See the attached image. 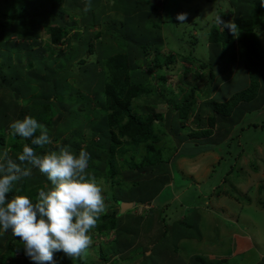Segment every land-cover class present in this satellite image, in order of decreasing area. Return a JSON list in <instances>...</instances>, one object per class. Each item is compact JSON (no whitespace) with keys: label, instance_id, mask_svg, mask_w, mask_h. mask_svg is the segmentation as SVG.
Segmentation results:
<instances>
[{"label":"rangeland","instance_id":"rangeland-1","mask_svg":"<svg viewBox=\"0 0 264 264\" xmlns=\"http://www.w3.org/2000/svg\"><path fill=\"white\" fill-rule=\"evenodd\" d=\"M95 1L78 0L74 3L73 0H66L62 3L65 20L76 24V27L69 29V35L65 42L57 45L50 44V36L44 30L46 22H42L39 23L41 31L37 43L32 46V49L28 51L26 49H12L13 51L8 50L9 48L6 49L12 53L11 72L13 75L21 77L31 85V94L27 98H20L19 95L17 99L19 103L13 104L12 92L7 83V80H10L9 76L0 75V111L3 112V115L0 113V120L3 119L7 136L11 134L10 123L17 119H23L25 116H32L44 126L50 121L53 122L52 126L46 127L52 138L58 130L63 129L62 125L66 122L67 110L61 107L59 100L54 97L55 94L49 101L52 106V111L49 113L44 109L43 104L33 105L30 98L45 91L43 86L47 87L46 78L49 69L67 65L69 60H72L75 66L72 72L79 73L81 76L79 80H85V85L75 82L77 76H71L69 78L71 86L69 85L63 92V99L66 101L71 95L72 101L75 102L81 100L78 93L85 94L86 99L82 97L83 102L79 108L80 110L84 109L87 99L90 98L92 101L90 113L97 123L102 118L104 111L100 109L96 114L95 110L98 108L96 106L99 101L96 96L104 91V86L109 81L108 68H104V65L110 57L117 55L126 56L131 68H140L133 78L134 85L146 89L147 92L152 90L151 86H156L160 94L164 82L160 81L159 77L168 78L166 84L168 91H166L167 96L165 97L168 101H163L161 104L144 100L134 101L133 107L141 115L144 114V108H146L145 112L155 110L163 114V120H165L168 111L175 107L176 102L182 103L192 96L200 100V97L208 89L206 86L212 72L215 77L213 84H221L220 96L232 97L236 92L244 90L250 82L248 72L241 60L237 64L213 60L210 42L211 30L215 26L220 31L224 29L209 22L206 17L208 14L219 15L224 21H234L240 16L238 14L240 6L244 7V10L251 13V17L257 24L256 32L264 51V4L261 3V0L256 6H252L249 0H160L161 8L153 9L152 6H148L152 22L143 28L139 38H134L137 45H146V58L139 56L137 50L129 49L128 46L121 43V40L117 39L120 37L118 32L126 31L128 27L137 28L139 25L135 20V16L140 13L136 6L138 1L97 0L93 12L95 17L86 34L82 29H79L81 26L89 25V22L86 21L88 11H85V5L88 3L91 5ZM24 2L25 0H13L12 3L0 2V16L2 18L11 17L17 21L22 16L21 5ZM148 3L154 5L152 0H148ZM98 11L99 13H97ZM45 13L46 7L44 6L30 8L27 12L28 23L23 24L19 20V24L16 25V34L10 38L9 44H23L27 40V32L31 29L29 24L33 19L38 23V17ZM179 13L188 14L187 20L183 24H180L176 19ZM109 28H115L117 32H112ZM144 34L148 38L142 39ZM2 45L3 43L0 42L1 47H3ZM158 45H160L159 55L162 61L167 60L170 56L174 57L176 65L175 67L173 65L169 71L155 67V50ZM234 45L238 50L237 46L239 47V45ZM88 46H91L93 51H90L85 57L86 61L81 63L79 62L80 57H78V54L82 52L80 49L85 51ZM131 51L133 54L129 57ZM238 57L240 58L239 55ZM101 58L103 63H100L96 68L100 77L92 79L94 65L91 63L97 62ZM39 59H42L47 65H38ZM201 61L210 63L211 66L202 69L200 68ZM3 66V58L0 57V69ZM82 69L88 70L87 75L81 72ZM185 74H193L190 76L191 79L189 77L190 85H186L188 78H185ZM34 75L39 78H34ZM214 87H210L211 94ZM32 88H36V90L32 92ZM174 95L176 96L174 97ZM219 99L218 95L216 100ZM199 102L202 104L201 100ZM249 105L257 106L259 110L248 112L235 126L232 136L227 138L228 141L226 140L223 144L219 143L218 138L222 136L224 129L216 124L212 129V135L194 138L192 142H189V144L192 143L188 146V148L192 147V149L189 148L190 150L194 152V148H197L196 155L192 158H179L185 150L181 148L177 153H174L175 145L171 144L174 137L172 134H167L165 140L155 144V148L165 149L163 154L165 161L154 166L133 170L130 169L132 162L140 161V157L147 153L144 149L136 156L134 147L125 144L122 149L130 150L124 156L129 162L124 164V166L126 165L124 168V162L121 161L122 163L119 165L124 171L117 175V178L123 180L122 188H119L117 184L112 186L111 182L106 183L102 172L96 174L97 181L102 186L103 195L106 198L107 211L105 214H118L122 208L120 202L117 204L114 201H108L107 195L132 203L131 208L118 214L123 219V223L119 225L120 229L112 231L109 235L98 234L95 228L92 229L93 243L83 258L73 260L61 251L65 257L60 259L58 264H114L113 259H117L115 264H177L179 258L186 261L185 264H189L195 255H202L213 261L220 259L223 260L222 264H264V87L260 90L259 100H254ZM197 106L199 107V105ZM257 125L259 126L257 127ZM93 129L92 125L91 127L86 125L82 128H71L69 131H65L60 140L53 141L54 139L51 138L52 145L59 148L67 144L78 155L79 151L75 152V142L84 140V142L81 141V146L84 149L91 141L94 143L99 141V137L94 134ZM197 129H210L208 117L194 113L184 123L178 121V134L184 136L185 141L190 140V134L197 132ZM76 130L80 135L73 138ZM22 141L27 142L24 139ZM37 151L44 154L43 150L37 149ZM90 166L101 165L95 163L91 158ZM35 169H32L33 175L25 178L23 183L29 189L36 188L39 183L43 186L50 185L47 179L40 182L39 177L44 175L36 173L35 171L39 172V170ZM161 176L169 177L167 187L160 191L156 200L144 201L145 197L152 198L154 196L149 192L150 190L154 189L157 193L152 185ZM131 184L135 185L130 187ZM126 190H129V193L134 190V194L131 196L132 200L126 195ZM206 204H209V208L205 207ZM193 208L197 210L192 211ZM199 211L205 216V218H198L200 224L198 229L202 232L201 237H189L172 244L170 242L173 240L171 236L173 233L168 231L165 236L167 241L160 242L158 240L164 233L161 220L169 228L173 226L178 228L181 234H195L193 226L196 224V220L194 216ZM183 223L192 224L191 229ZM117 239H120V242L127 240V249L120 256L113 258L109 247ZM156 241L157 243L153 247ZM1 243L6 247L5 241ZM143 249L147 251L145 255H142ZM135 250L137 251L134 252ZM14 256L20 258L22 253L16 252ZM11 258L8 259V262L11 261ZM139 259L142 262L139 263Z\"/></svg>","mask_w":264,"mask_h":264},{"label":"trees","instance_id":"trees-1","mask_svg":"<svg viewBox=\"0 0 264 264\" xmlns=\"http://www.w3.org/2000/svg\"><path fill=\"white\" fill-rule=\"evenodd\" d=\"M4 1L5 3L13 2V0H0L1 3H4ZM65 1L66 0H25L24 4L21 5L22 16L17 21L13 20L11 17L2 18L0 16V42L3 43V47L0 46V57L3 58L4 63V66L0 69V75L9 76L10 80H7V83L8 88L12 92L13 104L19 103L15 94H18V96L20 95V98H27L28 95L31 94V85L28 84L27 81L22 80L21 77L13 75V73L11 72V62L13 59L12 53L6 51V49L9 48L8 50L11 49V51L20 49H26L28 51L32 49V46L37 43V39L41 31L39 23L42 22H46L44 30L50 36V44L57 45L61 42H65L69 35V29H73L74 27H76L75 23L67 22L65 20V10H63L62 8V3ZM77 1L78 0H73L74 3H76ZM137 1L138 2L136 3V6L138 7L137 10L140 11V13L135 16V20L139 25L137 26V28L128 27L126 31L124 30L122 32H118V36L120 37L117 39L121 40V43L128 46L129 49H132L134 51L137 50V54L139 56L146 58V45H137L134 41V38H139V34L142 33L143 28H145L150 24V22H152V16L148 13V6H152L153 9H158V7L155 5H150L148 3V0ZM96 2L97 0L94 3H91L90 10H88L87 12L88 16L86 21L89 22V25H84L79 28L82 29L86 34L91 28V22L95 17V15H93V12L95 11L94 5L96 4ZM249 2L252 6H256L259 4V0H249ZM40 6L46 7V13L41 14L38 17V23L33 19L34 21L32 20L31 24H29L31 29L26 34L27 40H25L23 44L10 45V38L16 34V25H18L20 21H22L23 24L28 23V10H30V8L32 7L37 8ZM100 11L103 12L104 10ZM248 12L244 10V7L240 6V9L238 11V14L240 16L239 18L234 20V22L239 27L238 36H233L228 29L220 31L216 26L212 28L210 33L213 60L215 62L234 63L237 60L235 59L236 55H239L240 60L244 63L249 75V86H247L244 90L233 94L232 97L226 102H218L210 98V87L213 86L215 80L214 74L212 72L209 82L206 86L208 89L200 97L201 99L199 98L202 104L199 102L200 100H198V98L192 96L184 100L182 103L176 102L175 107L172 110L168 111L165 120H163V114H160L155 110L145 112L146 108H144V114L141 115L139 111L137 112L134 109V101L144 100L145 102L147 101L160 104L163 103V101H168L167 98H165L167 96L166 91H168L166 86L168 78L159 77V80L164 82L163 90L160 94L158 93V87L156 86H151L152 90L149 92H147L146 89H141L135 86L133 78L135 77V73L139 71L140 68H131L128 65V58L123 55L110 57L104 65V68H108L109 81L105 84L104 91L96 96V98L99 100L98 106H96V108H98L95 110L96 114L100 109L104 111V114L103 116H101L102 118L98 121V123L92 118L90 113L92 110V101L90 100V98L87 99V105L84 109L80 110L79 108L80 104L83 102L82 97L86 99L85 94L78 93V96L80 95L79 98L81 100H77L75 102L72 101L71 95L69 96L68 100L65 101L63 99V92H65L69 87V78L71 76H77L75 82L80 83V85H85V80H79L81 78V76H79V73L72 72L75 69L72 60H69L67 65H59L52 70L49 69L47 71L48 74L46 78L47 87H45L46 85L43 86V88H45V91H43V93H40V95L38 96L31 97L30 100L33 101V105L43 104L45 106L44 109L49 113L52 111V106L50 105L51 103H49V101L51 99V96L55 94L54 97L59 100L61 107L67 110L66 122L64 125H62L63 129L58 130L59 132L57 131L53 138L51 136V138L54 139L53 141L60 140L65 131H69L71 128H82V126L84 127L86 125L88 127H91L92 125L94 128L93 132L99 137V141L95 143L94 141H91L87 144L88 146H90H87L84 149L81 146L84 140H81L82 142H75V152H78L82 149L86 150L91 154V158H93V161L101 165L98 167L90 166L87 170L91 175L95 176L97 180L98 176H96V174L102 172L103 179L106 183L111 182L112 186L117 184L119 188H122L123 180L117 178V175L124 171L119 164L124 162V166V164H128L127 162H129V160H127L124 156L130 150L122 149L125 144L129 145L130 147H134L133 149L136 156H138V154H140L144 149V151L147 153L146 155L140 157V161L134 160L132 162V165L130 164V169L133 170L154 166L165 161L163 159L165 149L158 147L155 148V144L156 142L165 140L167 134H172L174 137V140H171V144L175 145L173 149L174 153H177V151L181 150V148H184L185 151L179 156V158H192L196 155L197 148H194L193 152V150H190L192 149V147H189V149L188 146L192 144H189V142H192L194 138L209 137L210 135H212V129L217 124L224 129V132L222 133L223 140L219 141L220 144H223V142H225L226 140L228 141L227 138L232 136L235 126L242 121V119L248 112L259 110L257 106L253 107L249 104L254 100H259L260 90L264 87V51L261 48L260 39L258 33L256 32L257 24L254 18L251 17V13ZM97 13H99V11ZM93 26L95 27L94 24ZM109 30L112 32H117L115 28H109ZM146 38H148V36L144 34V37H142V39ZM234 44L239 45V47L237 46L238 50L235 49L236 46ZM80 50L82 52L78 54V57H80L79 62L83 63L84 61H86L85 57L90 51H93V48H91V46H88L85 51H83L82 49ZM159 52L160 45H158V48L155 50V67H157L158 69H165L167 71H169V69H171L173 65L175 67L176 62L173 56H170L167 60L162 61L160 59ZM132 54L133 52L131 51L130 55L128 56L131 57ZM44 63L45 62L42 61V59L38 60V65L46 66L47 64ZM100 63H103L102 58L97 62L91 63V65H94V72L92 71V79H98L100 77L96 72V68ZM210 66V63H204L202 61L200 63V68L202 69ZM81 72L87 75L88 70L86 71L82 69ZM191 75L185 74V78H188V82L186 83V85L191 84L189 80V77ZM34 76V78H39L36 75ZM191 78L192 77H190V79ZM106 79H108V77H106ZM35 90L36 88H32V92H34ZM175 96L176 95H174V97ZM197 105H199V107ZM0 113H2L3 115V112L0 111ZM194 113L205 115L206 118L208 117V124L210 126V129H197V132H193L190 134L189 138L191 139L185 141L184 136H180L178 134V121L184 123L185 121L190 119V117ZM52 123L50 121L49 124L45 125V127L49 128L53 125ZM3 124L4 123L2 119L0 120V152H3L4 150H6V148L8 150L9 147L10 157L12 159H17L18 155L22 152L23 145L26 143L31 145V141L26 140L27 142H24L22 141V138L18 136L13 137L11 134L7 136ZM258 126L259 125H257V127ZM79 135V131L76 130L73 138L78 137ZM63 146L69 145L65 144ZM39 150H43V153L45 154L49 150L58 151L59 148L51 144ZM125 167L126 165L124 166V168ZM35 172L40 174V172H38L37 170ZM46 179L47 177L45 175L43 177L41 176V178L39 177L40 182L46 181ZM168 181V176H161L160 178H157V180L152 185V187L157 190V193H155L154 189L150 190L149 192L153 193L154 196L152 198L147 196L144 198V201L156 200L160 191L164 190L167 187V184H169ZM48 182L50 183V185L47 184L46 186H43L41 183H39L34 189H29V187L25 183H23V181L18 182L16 190L7 194V199H11L12 196L17 195L16 193H19L18 195L28 196L33 200V202H36L38 199L39 191H47L51 188V182ZM134 185L135 184H131L130 187H133ZM125 192L127 193L126 195L130 197V200H132L131 196L134 194V190L131 193H129V190H126ZM107 196L108 201H114L117 204H119V202L120 204L126 203L124 202V200H121L119 198H112L110 197V195ZM205 207L209 208V204H206ZM196 210V208H193L192 211ZM121 211L122 209L119 210L118 214H120ZM118 214L107 213L101 215L97 222V226L95 227L96 232L98 234L109 235L114 230L118 231L120 229L119 225L123 223L122 217H119ZM194 217L196 220V224H194L193 227L196 233H192L191 235L181 234V232L179 233L178 228H176L175 226L169 228V226L166 225L163 220H161L160 223L163 225L164 233L163 236L158 240L160 242H162V240L167 241L165 236L167 235L168 231H172L173 233V235H171L173 240L170 242L172 244L174 242L177 243L178 240L181 241L182 239L189 237H201L202 232H200V230L198 229L200 226L198 218H205V216L201 213V211H199ZM183 224L187 225L186 223ZM187 226H189V228L191 229L192 224ZM4 241L6 242V247H4L1 243ZM127 243V240L120 242V239H117L116 242H112V244L110 245L111 247H109L113 254L112 257L115 258L116 256H120L121 253L127 249ZM156 243L157 241L154 243L153 247L156 245ZM143 250V253H141L142 255H145L147 251L146 249ZM136 251L137 250H135L134 252ZM16 252H21L22 256L20 258H16L14 256ZM64 257L65 256L61 253V251L55 252L54 264H58L60 259H63ZM9 258H11L10 262H8ZM178 260L183 264L186 263V261L182 260V258H179ZM116 261L117 259H113L114 264ZM222 261L223 260L220 259L213 261L202 255H195L191 258L189 264H222ZM138 262L140 263L142 261H140L139 259ZM0 264H33V262L24 254L23 244L20 241V238L15 237L12 234L11 229L0 234Z\"/></svg>","mask_w":264,"mask_h":264},{"label":"clouds","instance_id":"clouds-1","mask_svg":"<svg viewBox=\"0 0 264 264\" xmlns=\"http://www.w3.org/2000/svg\"><path fill=\"white\" fill-rule=\"evenodd\" d=\"M90 7L86 4L85 11ZM187 15L179 13L176 19L183 24ZM206 17L238 36L239 27L234 21H224L219 15ZM9 129L13 137L30 140L31 145L24 144L17 159H12L7 149L0 152V232L11 229L33 264H54L57 251L73 260L82 259L93 243L91 230L107 211L104 190L87 171L91 154L82 149L77 155L70 146L39 153L37 149L53 141L49 130L32 116L11 122ZM33 168L47 177L51 188L39 191L36 202L25 195L7 199L18 182L33 175Z\"/></svg>","mask_w":264,"mask_h":264},{"label":"crops","instance_id":"crops-1","mask_svg":"<svg viewBox=\"0 0 264 264\" xmlns=\"http://www.w3.org/2000/svg\"><path fill=\"white\" fill-rule=\"evenodd\" d=\"M235 59H237L236 62H235V64H237V62H239L240 58L238 57V55H236ZM213 86H215V87H214V89L212 91V94H211L212 96L210 97L211 99L216 100L217 96L219 95L220 99L216 100V101H218V102H226V101L229 100V98H231V96H224V97L222 95L220 96V92H221V88H222L220 83L216 84V85L213 84ZM222 138H223V134L218 139L221 140ZM177 264H183V263L181 261L179 262V260H178Z\"/></svg>","mask_w":264,"mask_h":264},{"label":"water","instance_id":"water-1","mask_svg":"<svg viewBox=\"0 0 264 264\" xmlns=\"http://www.w3.org/2000/svg\"><path fill=\"white\" fill-rule=\"evenodd\" d=\"M152 3L155 6L159 7V8L162 7V2L160 0H152ZM16 98L18 99V95L17 94H16ZM131 207H132V203L126 202V203H122V208L121 209H122V211H124L125 209L131 208Z\"/></svg>","mask_w":264,"mask_h":264}]
</instances>
